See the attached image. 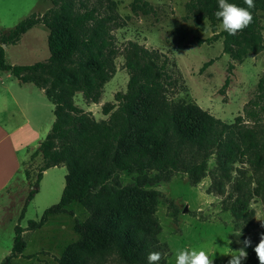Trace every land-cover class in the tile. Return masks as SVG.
Instances as JSON below:
<instances>
[{
	"label": "trees",
	"instance_id": "1",
	"mask_svg": "<svg viewBox=\"0 0 264 264\" xmlns=\"http://www.w3.org/2000/svg\"><path fill=\"white\" fill-rule=\"evenodd\" d=\"M206 1L207 9L218 8V0ZM51 2L52 7L44 14L33 13L14 28L0 31V70L12 72L21 83L35 84L55 105V121L36 152L42 153L46 164L30 184L20 220L39 192L45 170L65 163V187L59 203L46 209L39 220H29L26 228L16 225L12 250L1 264H13L18 257H35L23 254L27 247L24 232L41 228L54 214L74 216L65 208L74 201L89 212V217L82 222L76 220L74 230L80 237L56 258L57 264H147V255L152 251L161 252L159 264H166L169 252L160 245L161 225L156 218L157 204L164 196L146 186L179 174L186 175L193 186L209 174V192L222 198L223 211H229L238 225L250 223L251 200L264 188V131L259 126L264 112V76L256 100L250 102L254 109L246 110L248 119L238 116L235 122L227 123L193 102H169L162 74L153 73L149 66L155 65L157 54L133 44L139 58L127 64L132 73L128 91L117 95L116 111L105 110L109 119L98 125L96 142H88L89 121L79 114L73 97L81 91L86 99L98 100V87L110 73L112 37L103 12L89 0ZM227 2L247 7L243 0ZM254 3L255 8L250 9L254 20L242 31L244 37L222 33L225 52L234 45L244 47L246 53L245 45L252 49L262 43L258 12L264 11V0ZM139 8L148 13L147 4H134V10ZM37 24L49 30L50 57L29 65L9 64L3 44H17ZM246 35L252 43L246 42L250 40ZM228 85L226 79L224 87ZM85 145L89 154L80 153ZM212 158L215 167L209 171ZM248 171H252L249 177ZM121 172L137 174L136 180L120 184L116 174ZM169 204L174 208L173 203ZM177 214L175 209L174 217ZM236 235L231 234V248H245L246 264H260L256 246L238 245Z\"/></svg>",
	"mask_w": 264,
	"mask_h": 264
},
{
	"label": "rangeland",
	"instance_id": "2",
	"mask_svg": "<svg viewBox=\"0 0 264 264\" xmlns=\"http://www.w3.org/2000/svg\"><path fill=\"white\" fill-rule=\"evenodd\" d=\"M89 2L103 12L112 37V53L109 55L111 62L109 77L98 87V100L86 99L81 91H76L73 97L75 106L81 111L79 114L85 115L89 121L88 142H96L98 125L109 119L110 114H105V110L113 108V111H116L119 104L117 95L128 91L132 73L127 64L130 60L139 58V52L134 50L133 44L157 54L154 59L155 65L149 66L153 73L159 71L162 74L166 87L164 95L169 102H193L227 123L235 122L238 116L244 117V120L248 119L246 110L254 109L250 102L256 100L259 93L258 84L264 76V11L258 12L262 43L252 49L245 45L247 51L244 53V47L234 45L228 52L224 51L222 20L214 15L219 8L207 9L206 0L202 2L89 0ZM134 4L141 6L147 4L148 13L141 8L134 10ZM42 8V5H32L24 9L16 6L14 12L3 19V29L14 27L25 17L35 11L39 12L37 10ZM236 36L245 35L240 31ZM48 37L47 27L37 25L23 35L16 45L6 49L7 62L13 65H29L47 60L50 57ZM246 38L250 37L246 35ZM246 42L252 43L251 38ZM240 54L241 59L238 57ZM206 63L209 64L201 71ZM163 66L165 68L161 69ZM2 77L6 83L17 82L8 72L2 73ZM44 78H48L49 82L52 80L47 76ZM226 79H229V85L224 87ZM35 92L27 95L31 99L25 98L31 100V107L36 112L45 115L47 124L50 122L48 121L50 113L41 104L42 100L37 91ZM14 97L20 101L23 99L18 94ZM45 102L51 104L47 99ZM259 108L255 110L258 111ZM10 109L14 111L3 113L0 119L12 125L22 123L23 119L18 117L16 109ZM260 115L262 120L259 126L264 131V112ZM248 123L254 125L253 121ZM40 144L24 161L14 185L8 190L9 193L0 196V264L12 250L16 225L20 224L24 228L28 226L29 220H39L46 209L59 203L63 193L67 166L60 163L47 175L46 182L41 184L39 192L29 201L25 218L20 220L31 190L30 184L36 181L46 164L42 153H36ZM56 147L57 149L59 147L58 141ZM87 151L86 145L80 149L81 154ZM214 167L215 159L212 158L209 162V171ZM248 172L249 177L252 171ZM136 177L137 174L133 172H121L116 174V181L126 185L136 180ZM259 179L260 175L256 174V180ZM262 184L264 187L263 182ZM210 185L209 174L196 186L190 184L186 175L179 174L169 181L146 186L147 189L160 191L164 196L157 204L156 218L161 225V233L158 235L160 245L169 252L166 264H175L178 249L190 251L194 248L204 249L213 258V264H228L230 255L237 251L230 245L233 232L237 234V244L241 246L246 240H250V244L256 246L260 239L264 238V188L251 200L250 208L253 211L251 222L238 225L229 211H223L222 198L209 192ZM170 202L174 208L169 206ZM83 209L75 208L73 211L74 216L77 213L79 221L89 217V212L84 207ZM175 209L178 210L177 217L173 215ZM63 218L51 219L47 227L50 232L46 230L35 234L34 231H25V238L30 240L28 247L30 253L45 248L40 252L41 255L33 257L36 259L35 264H57L58 256L51 250L74 238V233H71L68 226L69 222ZM63 224H66L64 230L60 228ZM38 260L41 262L38 263ZM246 263L247 257L241 261V264Z\"/></svg>",
	"mask_w": 264,
	"mask_h": 264
},
{
	"label": "crops",
	"instance_id": "3",
	"mask_svg": "<svg viewBox=\"0 0 264 264\" xmlns=\"http://www.w3.org/2000/svg\"><path fill=\"white\" fill-rule=\"evenodd\" d=\"M32 5L33 6L42 5L43 8L37 10L39 12L36 11L33 12L38 14H44L48 9L52 7V2L51 0H0V31L9 30L15 27L14 26L12 28L3 29L2 21L3 19H5V17L8 14H12L14 12L16 6H18V8L24 9ZM37 25H43V24H37ZM37 25H35L34 27H36ZM11 45H6L5 51ZM6 72L10 73V75H13L12 72L0 70V115L6 113L9 110H13L10 108H15L18 117H22L23 121L22 123H17L12 125L0 119V196L9 193L8 190L14 185L16 178L18 177V175L22 170L24 161H26L30 157L31 151L33 149H36L38 145L46 138L55 121V114H54L55 105L47 98L44 90L38 88L33 83H21L14 75L13 77L16 78L17 82L15 83L14 81H10L9 83H6L2 79L3 78L2 73H6ZM36 88L39 89L40 91H38ZM35 91H37L39 98L42 100L41 104L50 113V119H48V121L50 122L49 123L47 122V124L45 123V115L44 114L41 115L39 112H36L31 107V100H30L31 98L28 97L27 95L36 93ZM17 94L23 98L21 101L18 98L14 97ZM25 97L30 99H27ZM46 99L51 103L50 105L45 102ZM43 110L45 111L44 108ZM57 167L58 166L51 167L43 172V177L40 182V186L41 184L46 182L47 175H49L50 171H52ZM65 208L68 211H75V208L84 210L83 207L78 202L75 201L67 205ZM56 217H64L63 219L69 222L68 226L71 230V233H74V238H72L69 241H66L61 246H57L55 250H51L58 257H61L64 251L66 250L67 246L80 237V234L74 230L76 220L78 219L77 213L75 214V216H71L68 213H59V214L51 215L49 217V220L46 222V224L43 225L41 228L35 230L34 233L35 234L43 233L46 230L50 232L49 228L47 229V227L50 224L51 219ZM80 221H82V219H80ZM65 226L66 224H63L61 225L60 228L64 230ZM25 227L26 226H24V228ZM24 235H26V232H24ZM29 244H30V240H27V247L23 253L25 256L41 255L40 252L45 249L42 248L41 250L35 253H30L28 251ZM35 262H36L35 258L27 259L25 257H18L13 260V264H27V263L35 264Z\"/></svg>",
	"mask_w": 264,
	"mask_h": 264
},
{
	"label": "clouds",
	"instance_id": "4",
	"mask_svg": "<svg viewBox=\"0 0 264 264\" xmlns=\"http://www.w3.org/2000/svg\"><path fill=\"white\" fill-rule=\"evenodd\" d=\"M247 7H240L234 3H228L227 0H218L219 10L214 13L217 19L222 20L221 28L228 35L234 36L237 32L243 31L254 20L252 11L255 8L254 0H243ZM245 247L250 245V240H246ZM260 264H264V238L254 248ZM230 255L231 259L228 264H241L246 259L247 252L245 248L234 251ZM162 259V253L159 251L149 252L147 255V264H159ZM175 264H213V258L210 257L204 249L180 250L175 254Z\"/></svg>",
	"mask_w": 264,
	"mask_h": 264
},
{
	"label": "water",
	"instance_id": "5",
	"mask_svg": "<svg viewBox=\"0 0 264 264\" xmlns=\"http://www.w3.org/2000/svg\"><path fill=\"white\" fill-rule=\"evenodd\" d=\"M3 47L5 48L6 47V44H3Z\"/></svg>",
	"mask_w": 264,
	"mask_h": 264
}]
</instances>
